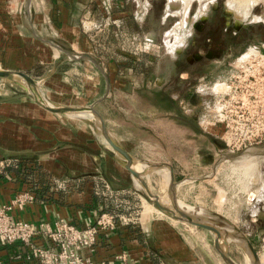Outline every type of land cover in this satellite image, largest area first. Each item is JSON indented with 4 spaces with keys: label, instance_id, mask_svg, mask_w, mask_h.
Segmentation results:
<instances>
[{
    "label": "rangeland",
    "instance_id": "rangeland-1",
    "mask_svg": "<svg viewBox=\"0 0 264 264\" xmlns=\"http://www.w3.org/2000/svg\"><path fill=\"white\" fill-rule=\"evenodd\" d=\"M116 1H122V7L116 5ZM167 2L168 0H107L103 8L97 12L99 20L96 17L95 22L85 28L86 36L92 37L90 40L92 48L87 45L88 50H84L83 54L88 55L90 52L89 56L93 58L100 71L92 63L81 62L77 66L81 73L77 76L78 79L71 81V78L65 75L57 76L58 72L73 67L68 66L71 62L66 60V52H57L48 48L47 44L43 46L36 44L26 52L29 59H36V52L42 48L45 58L41 61L42 65L28 68V65L17 59L16 65L11 67L0 63V69L27 75L35 82L34 90L47 102L56 106H66V108L92 106L102 111L107 119L105 126L109 128L114 140L115 128L119 125L117 134L123 141L134 145L133 151L138 154L139 160L142 159L140 161L150 162L148 171L140 174L139 180L145 182L148 188L144 190L141 182L135 180L139 199L135 200L132 208H126L127 214H131L135 219L141 216L142 222L151 220L150 223L147 222L151 232L148 241H156L154 236L164 235L162 229L160 230L161 227H157L158 222H164L168 226V230L176 237L185 252L180 261H172L171 264L227 263L216 246V236L213 233L183 224L171 216L176 206L170 194L169 179L166 183L163 172L159 171V169L170 167L173 168L176 181L179 183L176 190L177 200L185 207L202 210L203 214L196 216L199 219L208 218L210 213L213 217V227L216 228L217 225L226 227L222 229L221 238L227 242V254L236 264H245L246 259L253 263L250 249L243 240V243L239 242L238 238L245 239L244 234L250 233L249 225L255 224L250 220L255 218L259 205L264 203L262 200L264 158L258 160L259 166L256 164L257 171L256 173L254 171L253 177L244 178L241 176L242 172L235 169L237 166L234 165L239 163L226 160V157L232 154L225 151L224 146L217 150L210 143L206 144L203 147L204 153L212 152L214 160L206 162L200 159L197 155V150L201 146L200 141L195 137L196 135L193 137V132L185 131L184 128L180 129L178 123L182 125L183 122H188L193 114L196 122L210 133H217L215 129L218 126L227 130L230 98L234 91L240 97L244 94L247 96L250 92L258 94L256 87L259 82L252 84L253 79L250 75L257 68L261 70L262 65V76H264V2L255 5V10L260 13L258 16L262 19V56L254 58V61L249 55L244 57L250 63L245 64L243 68L233 67L230 75L234 76L231 80L224 73V76L211 83L204 82L201 85L197 83L193 89L194 100L186 101L185 105V109L191 104L194 105L192 110L184 114L175 111L165 114L149 104L147 92L149 88H158L169 80L170 66L174 59L173 52L178 51L184 38L190 34V23L193 17L203 12L206 7L200 0H193L191 10L194 11V15L190 17V21H187V16L183 22V5H178L177 9L173 10L174 13L167 14ZM106 6L107 9H105ZM105 21L107 26L103 29ZM48 53L50 57L47 56ZM67 53L71 54L69 49ZM59 61L62 63L53 72V66ZM251 64H253L252 68ZM255 73L257 72L254 71ZM236 76L238 77L235 80L240 78V82H234ZM21 84L23 85L24 82ZM22 85L0 79V109L4 108V104L10 107L12 115L7 118L9 122L37 130L41 127L35 124H41L40 126L44 128L54 125L59 129L58 140H68V144L73 145H89L97 149L95 152H99L100 148L106 151L107 146L102 142V136L92 127L93 120L71 114H67L68 118H66L42 108L41 110L39 105L26 94ZM106 91L108 96L105 94ZM262 100L264 101V80L262 81ZM3 117L0 115V123ZM0 133H2L1 130ZM62 144L64 143L60 142L59 146ZM262 148L264 149V139L246 147L241 146L235 153L242 154L252 149L259 151ZM156 165L163 167L156 168ZM30 177L33 179V174H30ZM58 181L61 184L60 190L65 183L60 179ZM246 185H248V191ZM56 187V185L51 186L53 189ZM45 188L49 189L50 186L46 184ZM70 188L82 190L78 189L76 184ZM100 189V184L91 186L93 191ZM155 195L160 206L169 210L168 213H162L153 203ZM145 209L151 211L147 214L146 220ZM115 213L122 215L123 212ZM261 238L264 239L263 236ZM253 244L255 245L253 250L260 264H264V241Z\"/></svg>",
    "mask_w": 264,
    "mask_h": 264
},
{
    "label": "crops",
    "instance_id": "crops-1",
    "mask_svg": "<svg viewBox=\"0 0 264 264\" xmlns=\"http://www.w3.org/2000/svg\"><path fill=\"white\" fill-rule=\"evenodd\" d=\"M106 2L107 0H0V63L11 67L19 59L28 68L42 65L41 61L45 59L42 48L36 52V59H29L26 52L36 44H47L48 48L57 52H66L65 58L71 62L68 66L73 67L58 72L57 76L65 75L71 81L78 79L77 76L81 73L77 66L81 62L92 63L99 69L89 56L90 52L88 55L83 54L84 50L91 47L92 40L90 35L86 36L85 28L95 22L97 12ZM116 5L122 7V1H116ZM97 19L99 20L98 17ZM106 26L107 21L103 23V29ZM67 49L71 54L67 53ZM47 56L50 57V53ZM60 63L62 62L53 66V72ZM149 89V104L159 112L169 113L163 107L164 99L154 98L152 101L154 92L160 93L161 90L153 87ZM105 94L108 96L107 91ZM10 111L6 104L0 109V115L4 116L0 123V161L19 160L22 165L19 170H8L5 176H0V204L9 202L18 192L29 190L25 184L27 180L36 187L38 196L36 202L27 205L23 211L15 212L16 218L33 224H53L59 219H67L78 227H84L94 224L97 215L109 213V207L125 213H119L118 217L131 215L127 214L126 208H132L135 200L139 199L135 188L136 179L112 157L106 147V151L100 148L99 152H95L97 149L89 145L80 146L68 144V140L60 141L59 129L54 125L44 128L41 124H35L41 127L37 130L13 124L7 119L12 115ZM95 111L98 117L102 116L107 122L102 111ZM178 124L182 129L183 124ZM118 128H115L116 143L132 158L139 160L138 154L133 151L134 145L123 141L117 134ZM107 129L109 130L108 127ZM60 142L64 144L59 146ZM133 164L137 168V164L144 163L136 161ZM30 174H33V179ZM59 179L65 183L60 188L61 191ZM46 184L50 186L49 189L45 188ZM74 184L82 190L69 189ZM97 184L101 188L99 194L98 191L91 190V186L95 187ZM53 185L57 187L51 188ZM150 212L145 209V220ZM141 219V216L136 218L137 227H121L104 236L106 243L97 247L92 259L110 260L121 252H126L129 264H171L172 261H180L185 252L168 226L164 222H158L157 227H161L164 235H153L156 241H148L151 233L148 224L151 220L147 219V224ZM1 255L4 264H36L32 261H17L23 256L18 244L2 248Z\"/></svg>",
    "mask_w": 264,
    "mask_h": 264
},
{
    "label": "flooded vegetation",
    "instance_id": "flooded-vegetation-1",
    "mask_svg": "<svg viewBox=\"0 0 264 264\" xmlns=\"http://www.w3.org/2000/svg\"><path fill=\"white\" fill-rule=\"evenodd\" d=\"M200 1L203 6L206 5L204 11L195 15L191 20L190 34L184 38L178 51L173 52L174 59L170 66L169 80L159 88H155L161 91L160 93L154 92L152 96V101L154 98L164 99L163 107L169 112L175 111L184 114L186 111L192 110L194 105L191 104L187 109H185V105L186 101L194 100L195 91L193 89L197 83H200L199 85L204 82L211 83L224 76V73L231 80L234 76L230 75L233 67L243 68V65L248 63L244 57L249 55L259 58L262 56V19L258 16L260 13L255 10L256 6L249 10L238 11L239 15L247 16L245 20H240L238 14L232 10L234 7L232 3H229V0L226 2L222 0ZM191 7L192 5L187 13V21H190V17L194 15ZM256 52L257 54H255ZM252 53L256 56H252ZM250 67L252 68L253 64ZM248 71L251 72L249 69ZM147 74L149 73L147 72ZM237 77L234 78V82H240V78L235 80ZM229 107L228 112L231 118L234 112L245 111L242 105L236 106L238 111L234 112L231 107L235 106L230 105ZM194 117L192 114L191 120L183 123V128L193 132V136L196 135L195 137L200 141L201 146L197 150L200 159L206 162L214 160L212 152L204 153L203 147L209 143L217 150L224 146V150L229 154H236L237 151L227 148L223 139L225 129L218 126L215 129L217 133H210L204 130ZM250 221L255 224L249 225L250 233L244 234V237L255 249L253 243L264 241L261 238V236L264 237V203L259 205L255 218ZM239 241L242 242L240 239Z\"/></svg>",
    "mask_w": 264,
    "mask_h": 264
},
{
    "label": "built area",
    "instance_id": "built-area-1",
    "mask_svg": "<svg viewBox=\"0 0 264 264\" xmlns=\"http://www.w3.org/2000/svg\"><path fill=\"white\" fill-rule=\"evenodd\" d=\"M107 9V6L105 7ZM262 64V63H261ZM244 66V65H243ZM254 71L257 72L254 74ZM250 75L252 84L258 94L250 92L247 96H231L230 105H242L244 112H234L228 118L227 130L223 139L227 148L238 151L239 147L259 143L264 139V101L262 100V65ZM250 73V72H249ZM247 76V75H246ZM251 82V80H250ZM231 90V86H230ZM253 97V100H251ZM251 100V101H250ZM239 146V147H238ZM19 160L0 161V176H5L8 170H19ZM97 191V190H95ZM98 190V194H99ZM37 193L31 190L18 192L7 203L0 204V264H4L1 249L18 244L23 256L18 262H35L36 264H129L128 254L121 252L110 260L95 261L92 259L102 236L125 226L135 225L132 215L115 217L110 213L97 215L94 224L78 227L70 220L59 219L53 224L41 222L33 224L14 216L15 212L37 201ZM105 239V238H104ZM41 240V242H36Z\"/></svg>",
    "mask_w": 264,
    "mask_h": 264
},
{
    "label": "bare ground",
    "instance_id": "bare-ground-1",
    "mask_svg": "<svg viewBox=\"0 0 264 264\" xmlns=\"http://www.w3.org/2000/svg\"><path fill=\"white\" fill-rule=\"evenodd\" d=\"M192 0H168L167 2V8H166V11L167 13H172L174 9H177V6L178 5H183V10H182V13H183V22L186 20V17H187V13H188V10H189V7H190V3H191ZM202 1H209V0H202ZM239 1V3H238ZM236 2V0H229V3H232L233 4V11L238 14L240 20H245V18L247 17L246 15L242 14V15H239L240 13L238 11H245V10H249L251 9L253 6H255L256 4L258 3H262L264 2V0H238ZM174 13V12H173ZM257 54V52L255 53ZM254 55V54H253ZM249 58V57H248ZM247 58V59H248ZM251 60L254 58V57H250ZM250 60V61H251ZM248 63H250L248 61ZM22 82H24V84L28 87V88H33L34 89V86L35 85H31L28 81H26L25 79L22 80ZM228 87V86H227ZM219 89V88H218ZM226 90V89H225ZM222 91H224V88H222ZM42 107H46V108H49L47 106V104L45 103H42ZM49 105H54L53 103H50V102H47ZM40 107V106H39ZM62 107V106H60ZM66 107V106H65ZM41 108V107H40ZM67 108H70V107H67ZM72 109H76L75 111L71 112V113H68V114H71V115H76L78 117H82L84 119H89V120H93V124H92V127L94 128V130L96 132H99L100 136H102V141L105 142V139H104V125H102V123L98 120V114L96 113L95 109L92 108V106H88V107H71ZM70 108V109H71ZM49 112V111H48ZM94 133V131H93ZM106 144V142H105ZM260 158H264V151H262V149H259V151L254 150H250L249 152H246V153H242L238 156H236L233 161L236 162V163H239L237 165H234V166H237V168L235 167V169L238 171V169L240 170V172H242V175L241 176H244V178H252L253 177V173L257 170L256 169V166L258 165L257 162ZM257 164V165H256ZM137 168L134 166L133 164V168L139 172L140 174H143V173H146L148 171V166L147 165H138L137 164ZM140 166V167H139ZM259 166V165H258ZM154 170V169H153ZM160 172H163V176L165 177V181L167 183L168 179H169V182H168V186L170 185V194H171V197L173 198V203L175 204V206L178 204L182 210H184V212L188 213L189 216L193 217L194 219L196 220H199L205 224H208L210 226L213 225V217L212 215L209 213L208 214V218L206 219H199L197 218L196 216L197 215H200V214H203L200 210V209H195V208H188V207H185L183 204H181L178 200H177V194H176V191L174 190V188H172V171L170 168H163V169H159ZM150 172V171H149ZM158 172V170L156 171ZM239 172V171H238ZM257 175H258V172H257ZM257 178V177H256ZM259 178V176H258ZM246 179V181H247ZM260 180V179H259ZM251 181V180H250ZM249 182V181H247ZM257 182V181H256ZM260 182V181H259ZM254 184V183H252ZM261 184V183H260ZM264 184V183H263ZM258 185V184H257ZM247 186V191H248V185ZM263 187V185H261ZM251 187V186H250ZM168 188V187H167ZM246 189V188H245ZM263 190V188H262ZM154 203V202H153ZM155 204V203H154ZM168 206V205H167ZM157 207V206H156ZM161 212L162 213H168L169 210H166L164 208L161 207ZM218 229H215L218 231V232H222V229L223 228H226L225 226H221V225H217ZM226 230V229H225ZM222 235V233H221ZM236 238V237H235ZM240 239V238H239ZM237 240V238H236ZM241 240V239H240ZM238 242V240H237ZM240 242V241H239ZM243 243V242H242ZM216 246L217 248L220 250V252L223 254L224 258L226 259V261L229 263V264H236L231 258L230 256L227 254V251H226V246H227V242L224 241L221 237L220 239H217L216 240ZM244 248V247H243ZM244 250H246L244 248ZM247 256V255H246ZM250 257V256H249ZM254 261L253 263L249 260V259H246L245 261V264H260V262H256L255 258L253 257Z\"/></svg>",
    "mask_w": 264,
    "mask_h": 264
},
{
    "label": "water",
    "instance_id": "water-1",
    "mask_svg": "<svg viewBox=\"0 0 264 264\" xmlns=\"http://www.w3.org/2000/svg\"><path fill=\"white\" fill-rule=\"evenodd\" d=\"M0 79H5V80H9L13 83L16 84H20L22 85V80L25 79L26 81H28L32 86L35 85V82L30 79L27 75L20 73V72H11L8 70H3L0 69ZM22 88L25 90L26 94L32 98L42 109L49 111L51 113H54L56 115L59 116H65L66 118H68L67 114L71 113L73 111H75L76 109H70V108H66V107H59L54 105H49L48 103H46V100L44 99V97L42 95H40L39 93H37L33 88H28L26 85H22ZM45 103L47 104V106L49 108L46 107H42V104L40 103ZM93 108V107H92ZM98 120L103 123L102 125H104V139L106 142V146L107 149L109 150V152L111 153L112 157L120 164L122 165V167L127 170L134 179L136 180H140L141 176L140 173L137 172L134 168H133V163H135L136 161L142 162L144 164H146L148 166V161H140V160H136L134 158H132L130 155H128L114 140L112 134L110 133V131L107 129V127L105 126V121L102 118V116L97 117ZM262 151H264V149L262 148ZM240 154H232L226 157V160H231L233 161V159L238 156ZM158 164V163H157ZM160 164V163H159ZM156 168H162L163 166L161 165H156ZM166 167V166H164ZM170 167V166H169ZM171 171H172V188L174 187V190L176 191L178 188L179 183H177L176 181V176H175V172L173 170L172 167H170ZM141 182L142 188L144 190H146L148 188L147 184L145 182L139 181ZM148 195L150 196V193H148ZM154 203L157 206V208L161 211V206L158 203V198L155 195V199H154ZM171 216L179 222H182L183 224H187L188 226H192L194 228H202L207 230L210 233H213L216 236V240L220 239V237H222L221 233L218 232L213 226H210L208 224H204L202 222L197 221L196 219H194L193 217L189 216L188 213L184 212V210H182V208L177 204L176 205V209L174 212H172ZM227 239V237L225 238V240ZM241 240H243L245 242V244L248 246V248L250 249L253 257L255 258L256 262L259 263V258L256 255V252L253 250L252 246L244 239V238H240ZM224 261L229 264L226 259L224 258L223 254L221 253Z\"/></svg>",
    "mask_w": 264,
    "mask_h": 264
},
{
    "label": "trees",
    "instance_id": "trees-1",
    "mask_svg": "<svg viewBox=\"0 0 264 264\" xmlns=\"http://www.w3.org/2000/svg\"><path fill=\"white\" fill-rule=\"evenodd\" d=\"M26 179H28V178H26ZM25 184L29 187L28 188L29 190L34 191L36 193V190H35L36 187H34V185L32 184V182H30V181L27 180ZM107 210L110 211L109 212L110 214L114 215L115 217H118V214L115 213L117 210H115V209L113 210L111 207H109ZM105 243H106V240L104 241V236H102L101 237V240H100V244L103 245Z\"/></svg>",
    "mask_w": 264,
    "mask_h": 264
}]
</instances>
